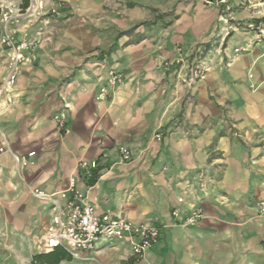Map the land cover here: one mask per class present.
<instances>
[{"label": "crops", "instance_id": "crops-1", "mask_svg": "<svg viewBox=\"0 0 264 264\" xmlns=\"http://www.w3.org/2000/svg\"><path fill=\"white\" fill-rule=\"evenodd\" d=\"M43 1L57 11L47 24L21 18L15 25L19 38L41 44L0 117L13 152L28 160L18 168L0 153V262L19 264L14 252L35 248L51 222V203L30 188H75L99 213L160 228L139 257L128 239L102 238L83 253L94 259L78 264H264V216L256 215L264 200V38L247 28L263 19L264 0H227L228 23L219 16L227 5L206 0ZM233 36L240 43L231 49ZM207 46L213 57L198 53ZM179 47L183 62L165 68ZM197 60L209 70L188 85ZM108 67L124 82L98 101ZM7 70L0 45V85ZM61 110L67 133L55 121ZM175 207L203 217L181 225Z\"/></svg>", "mask_w": 264, "mask_h": 264}, {"label": "built area", "instance_id": "built-area-1", "mask_svg": "<svg viewBox=\"0 0 264 264\" xmlns=\"http://www.w3.org/2000/svg\"><path fill=\"white\" fill-rule=\"evenodd\" d=\"M112 1L118 3L119 0ZM219 3L227 5L226 9L229 11L230 6L227 0H219ZM20 4L21 0H6L5 4L0 7V45L8 52V70L0 85V117L15 100L16 81L22 67L36 61V49L41 44L40 38L29 39L26 34L19 38L15 25L20 22L21 18H26L28 21H42L47 24L49 14L57 13L54 7L46 10L43 0H30L25 8H22ZM221 19L226 21L223 17ZM247 26L256 31L258 36L264 38V21L250 22ZM177 51L178 56L175 59L164 62L165 68L169 69L172 65L183 62V48L179 47ZM198 53H202V50L199 49ZM208 70L209 67L206 63H202L200 60L190 63L187 72V84L193 85L198 79L205 78ZM106 71L107 81L100 87L96 95L98 101L106 100L110 90L117 88L124 82L123 72L113 67L106 68ZM55 121L61 132L67 133L69 131L66 125V114L62 110L56 113ZM0 135L2 137L0 153H10L18 168L20 165H27L28 160L25 156L13 152L1 125ZM155 137L161 139V134L157 133ZM118 150L124 161L131 160L129 147L119 145ZM81 165L86 168H94L97 163L96 161L82 162ZM30 192L36 198L52 205L51 222L44 228L38 244L41 252H50L55 248H62L71 257L91 259L86 258L83 253L93 251L102 238H117L128 239L133 255L139 257L159 240L160 228L158 226L146 222L136 223L120 214L111 212L99 213L96 206L75 188L52 193L45 192L40 188H30ZM178 201L183 202L184 198L180 197ZM259 206L264 212L263 201L259 203ZM171 214L176 221H180L179 224L184 226L194 225L203 217L200 209L194 210L186 216H181L180 209L175 207Z\"/></svg>", "mask_w": 264, "mask_h": 264}, {"label": "rangeland", "instance_id": "rangeland-1", "mask_svg": "<svg viewBox=\"0 0 264 264\" xmlns=\"http://www.w3.org/2000/svg\"><path fill=\"white\" fill-rule=\"evenodd\" d=\"M207 2H213V3H217L218 4V6L220 7V5L222 4V3H219V0H206ZM234 3V2H233ZM220 4V5H219ZM229 6H230V9H229V11L226 9V7H225V12H223L222 11V8L220 9V13H219V16H220V18L221 17H223L224 19H226V22L228 23L229 22V17H228V13H230V12H232V10L234 11V9L232 8V4L230 3L229 4ZM228 12V13H227ZM223 20V19H222ZM225 21V20H224ZM260 21H264V17H263V19L261 20L260 19ZM257 22H259V21H257ZM247 28H248V26H247ZM248 29H250V28H248ZM250 30H252V29H250ZM254 31V30H253ZM254 33H255V35H258V33L256 32V31H254ZM225 34H226V37L225 38H227L229 35H230V32L229 31H225ZM236 34H241V32H240V30H237L236 31ZM259 38H260V36H259ZM263 38V37H262ZM237 43H240V42H238V39L236 38V36H233L232 38H231V40H230V48L232 49L233 47H234V45H236ZM209 50V46H207L206 48H204V50H202V51H208ZM214 51L213 50H210V51H208V53H207V57L209 56V57H213L214 56ZM208 57V58H209ZM249 77H252V75L250 74L249 75ZM200 179H199V182H200V184H201V187H202V189H206V181H205V174H204V172H201L200 174ZM264 202V200H260V201H258V202H256V206L258 207V211H257V216L258 217H261V216H264V212L261 210V208H260V206H259V203L260 202ZM42 237V236H41ZM41 237H40V239H41ZM39 239V240H40ZM38 244H39V242L36 244V247L35 248H33L34 246H31L30 248H29V250H23V251H17V252H14V254L16 255V257H17V259L19 260V264H31V259H32V256L34 255V254H37V253H40L38 250H40L39 248H38ZM37 248V249H36ZM85 256V255H84ZM86 258H87V256H85ZM88 258H91V259H94L93 257H88ZM75 260H84V259H78V258H74V257H72V259H70V260H65V261H63L62 263H60V264H78L77 263V261H75ZM86 260V259H85ZM13 262H15L13 259H12V257H9V259H7V260H5V261H3V262H0V264H12ZM15 264V263H14Z\"/></svg>", "mask_w": 264, "mask_h": 264}, {"label": "trees", "instance_id": "trees-1", "mask_svg": "<svg viewBox=\"0 0 264 264\" xmlns=\"http://www.w3.org/2000/svg\"><path fill=\"white\" fill-rule=\"evenodd\" d=\"M29 2L30 0H21L20 6L25 8L28 6ZM92 177H94V173ZM70 259H72V257L64 249L55 248L50 252L34 254L31 259V264H60L62 261Z\"/></svg>", "mask_w": 264, "mask_h": 264}]
</instances>
